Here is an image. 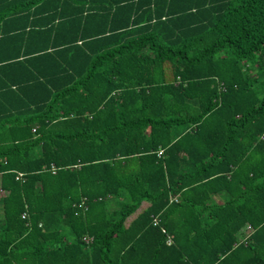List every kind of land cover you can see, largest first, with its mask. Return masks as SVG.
I'll use <instances>...</instances> for the list:
<instances>
[{
  "label": "trees",
  "instance_id": "trees-1",
  "mask_svg": "<svg viewBox=\"0 0 264 264\" xmlns=\"http://www.w3.org/2000/svg\"><path fill=\"white\" fill-rule=\"evenodd\" d=\"M263 136L264 0H0V264H264Z\"/></svg>",
  "mask_w": 264,
  "mask_h": 264
},
{
  "label": "built area",
  "instance_id": "built-area-1",
  "mask_svg": "<svg viewBox=\"0 0 264 264\" xmlns=\"http://www.w3.org/2000/svg\"><path fill=\"white\" fill-rule=\"evenodd\" d=\"M262 139H264V136L262 137ZM159 155H161V152L159 153ZM52 172H54V167L52 166ZM21 176V175H20ZM176 201V200H175ZM24 217V216H23ZM251 231V227L250 226H247L246 227V230H245V232L248 234L249 232ZM89 241H91V239H89V238H84V242H86V243H88Z\"/></svg>",
  "mask_w": 264,
  "mask_h": 264
},
{
  "label": "rangeland",
  "instance_id": "rangeland-1",
  "mask_svg": "<svg viewBox=\"0 0 264 264\" xmlns=\"http://www.w3.org/2000/svg\"><path fill=\"white\" fill-rule=\"evenodd\" d=\"M166 71H167V73H168V76L170 77V71H169V69H168V66L166 67Z\"/></svg>",
  "mask_w": 264,
  "mask_h": 264
}]
</instances>
